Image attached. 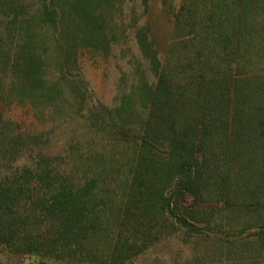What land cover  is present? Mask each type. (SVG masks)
<instances>
[{
  "label": "trees",
  "instance_id": "obj_1",
  "mask_svg": "<svg viewBox=\"0 0 264 264\" xmlns=\"http://www.w3.org/2000/svg\"><path fill=\"white\" fill-rule=\"evenodd\" d=\"M134 1L0 0L8 19L0 31V92L7 96L0 94V166L37 138L22 136L4 108L65 105V82L80 91L67 76L80 50L107 55L130 33L153 76L136 65L137 79L117 105L88 117L131 152L107 154L100 144L86 156L97 164L81 174L59 172L43 155V163L0 177V246L107 264L96 255L105 245L115 264L117 255L124 261L167 238L200 245L199 257L217 264L247 263L238 247L264 250V0L171 7L174 64L163 63L143 22L133 20L128 32L117 17ZM50 49L59 81L47 78L43 53Z\"/></svg>",
  "mask_w": 264,
  "mask_h": 264
},
{
  "label": "rangeland",
  "instance_id": "obj_2",
  "mask_svg": "<svg viewBox=\"0 0 264 264\" xmlns=\"http://www.w3.org/2000/svg\"><path fill=\"white\" fill-rule=\"evenodd\" d=\"M180 1L146 0L147 5L145 4V8H141L138 5V1L135 0L132 5H127L126 9L123 8L125 11L121 17L117 13L116 15L120 21H123L122 24L126 26L128 32L129 26L134 22L133 20L143 22L163 63L171 60V63L174 64L178 63L179 60L175 50L173 52L170 51L174 42L171 23L169 22V10L171 7L176 9ZM132 15L135 16L133 17ZM65 22L66 25L63 27V32L68 36V13L65 17ZM7 23L8 19H2L0 14V31ZM128 34L129 36L127 37H121L118 45L113 46L107 55L86 49L80 50L82 53L77 55L78 62L76 66H70L67 70L68 81L71 84L74 83L80 91L77 93L73 92L70 84L67 85L65 82L61 86L64 89V97L68 99L65 105H61L59 108L47 107L42 112L39 106L32 107L26 104L22 106L13 104L4 108L5 120L10 119L19 123L18 130H20L22 136L34 134L37 138L35 142L27 144L23 142L14 150V153L8 154L11 156H5L7 160L3 159L5 161L4 167L0 166L1 178L16 167L24 165L34 166L38 162L43 163L42 160H45V158H42L43 155L48 159V164L51 168L57 169L64 174H72L74 172L81 174L87 170L89 165L97 164L93 159L86 160V156L89 151H101L100 144L105 146L107 154L114 151L118 152L121 147L122 151L125 150V153L126 151L131 152L130 149L127 150V147L123 148V146H126L124 141L111 139L108 135L96 131L90 125V119L88 118L93 111L102 107L101 105H105L108 108L117 105L122 92L128 91L137 79L136 65L139 66L140 71L146 73L149 80L153 79L147 62L141 56L131 34ZM43 55L46 57L47 62V78L59 81L61 68L55 53L51 54L50 49L44 52ZM8 81L10 80L7 76L5 80L6 88L8 87ZM0 94L6 95L2 91ZM126 138L129 137L127 136ZM82 153H84L83 156ZM12 157L15 160L10 164L8 158ZM7 164H10V166ZM2 167L3 169L1 170ZM44 230L45 228L42 229V232ZM166 239L162 238L159 242L150 244L136 254L131 252L124 261H120L117 255L115 264H217L211 261L212 257L210 255H206L204 257L206 259L199 257L203 249L200 245L191 247L175 241L168 240L167 242ZM237 250H239L238 255H241L244 259L249 257V261L247 260L248 262L245 263L242 259L237 258L236 262L240 264H264V250L257 252L253 247L249 246H241ZM241 250L242 252H240ZM113 251L110 246H99L96 255L107 260V264H114L111 260L113 259ZM253 258H256V260L250 263V259ZM0 264L76 263H74V260L63 261L52 256V254L43 252L40 255L9 251L1 245ZM81 264L100 263L83 262Z\"/></svg>",
  "mask_w": 264,
  "mask_h": 264
}]
</instances>
